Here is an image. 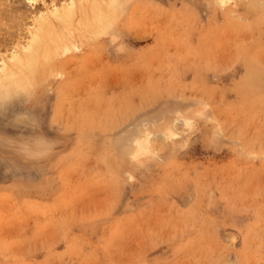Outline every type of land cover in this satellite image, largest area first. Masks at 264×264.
Wrapping results in <instances>:
<instances>
[{
  "label": "rangeland",
  "instance_id": "rangeland-1",
  "mask_svg": "<svg viewBox=\"0 0 264 264\" xmlns=\"http://www.w3.org/2000/svg\"><path fill=\"white\" fill-rule=\"evenodd\" d=\"M34 1L0 0V62L42 41L0 111V264H264V0H134L98 37L105 0Z\"/></svg>",
  "mask_w": 264,
  "mask_h": 264
},
{
  "label": "bare ground",
  "instance_id": "bare-ground-1",
  "mask_svg": "<svg viewBox=\"0 0 264 264\" xmlns=\"http://www.w3.org/2000/svg\"><path fill=\"white\" fill-rule=\"evenodd\" d=\"M34 1V0H33ZM104 1V0H103ZM134 0H105L104 3H106V5L108 6V9L106 11H100L96 17V19H94V21L92 22V26L95 28V33L94 35H96V37L101 36V35H106V34H110L111 30L113 28V26L117 23L119 16L122 14V12H124L125 8L127 7V5L132 2ZM35 2V1H34ZM218 2V1H217ZM216 2V3H217ZM99 3V2H98ZM126 3V4H125ZM219 3V2H218ZM239 3V2H238ZM262 3V2H261ZM260 3V4H261ZM69 4V3H68ZM66 4V6H63V8L61 10L58 9H53L50 13L53 12V16H56V18H60L61 20H68L69 22V17H71V14H73V11L75 9V5L74 4H70L68 5ZM100 4V3H99ZM258 4V5H260ZM264 2L262 3V7H263ZM61 5V4H60ZM130 5V4H129ZM223 5V4H222ZM257 5V6H258ZM53 6H55V8H57L56 5L53 4ZM235 6V5H234ZM61 7V6H60ZM210 7V6H209ZM50 8V7H49ZM54 8V7H51ZM59 8V7H58ZM102 8V6H101ZM104 9V8H103ZM41 15V14H40ZM39 15V16H40ZM37 18H39L37 16ZM36 18V20H37ZM72 18V17H71ZM237 18V17H236ZM43 19V23L45 22L44 20H46L45 16L42 18ZM49 19V18H48ZM50 20V19H49ZM60 20V21H61ZM73 20V18L71 19V21ZM39 21H41L40 19H38L37 23H39ZM58 21V20H57ZM59 21V23H60ZM36 23V22H35ZM36 23V24H37ZM51 23V22H50ZM62 23V22H61ZM74 23V22H72ZM52 24V23H51ZM63 24V23H62ZM40 25V23H39ZM72 25V24H70ZM68 24V26H70ZM34 27H36V25H33ZM45 26V25H44ZM33 27V28H34ZM32 28V29H33ZM42 28V25H41ZM43 29V28H42ZM36 30V29H35ZM33 31V30H32ZM43 31V30H42ZM31 32V31H30ZM34 32V31H33ZM31 34V39H30V43L27 42V45L24 46V48H22V50L17 53H14L16 55L12 56V58H9L10 61L13 63L12 65H17L20 67H24L21 71H14L12 69V66L10 67L8 64L4 63L3 61L0 62V111L1 108H4V106L7 104V102L9 101V103H11L10 101H12V98H17V97H21V96H25L27 95V88H28V81H29V76L27 74V72H33V57L35 54V50L36 52L38 51V46L39 44L42 42H40V37H41V29L38 28L36 30V32H34ZM44 33V32H43ZM113 33V32H112ZM29 34V33H28ZM30 35V34H29ZM93 35V36H94ZM29 40V39H28ZM43 40V39H41ZM59 40V39H58ZM42 44V43H41ZM40 44V45H41ZM24 45V44H23ZM40 47V46H39ZM20 48V49H21ZM19 51V50H18ZM39 54V53H38ZM37 54V55H38ZM12 55V54H11ZM40 55V54H39ZM7 58V59H8ZM28 61V62H27ZM9 62V61H8ZM38 64V63H37ZM15 66V67H17ZM14 67V68H15ZM35 67V66H34ZM37 68V67H36ZM17 69V68H16ZM21 69V68H18ZM34 75L36 74V72L33 73ZM33 76V75H32ZM34 77V76H33ZM32 81V80H31ZM30 89V88H29ZM19 99V98H18ZM9 105V104H7ZM7 107V106H6ZM187 124V121L185 122ZM191 124V123H190ZM167 133V132H166ZM133 134V133H132ZM172 134V133H171ZM170 134V135H171ZM175 134V133H174ZM181 135V134H180ZM148 136V135H146ZM161 137V136H160ZM173 137V136H172ZM149 139V138H148ZM172 139V138H171ZM155 140V139H154ZM170 140V139H169ZM141 141V140H140ZM153 141V140H152ZM144 142V141H143ZM158 142V141H157ZM146 143V142H144ZM155 143V141H154ZM148 144V143H147ZM157 144V143H156ZM171 144V143H170ZM161 145V144H160ZM159 145V146H160ZM122 146V145H121ZM145 146V145H144ZM148 146V145H147ZM146 146V147H147ZM163 146V144H162ZM165 146V145H164ZM127 148V147H126ZM132 147H130L131 149ZM137 148V147H136ZM135 148V149H136ZM148 148V147H147ZM146 148V150H147ZM151 148V146H150ZM156 148V147H155ZM134 149V148H133ZM132 149V150H133ZM177 149V148H176ZM180 149V148H179ZM142 149H140L139 151L141 152ZM219 150V149H218ZM120 151V150H119ZM152 153L153 151L150 150ZM144 152V150H143ZM132 153V152H131ZM154 153V152H153ZM152 153V154H153ZM156 153V152H155ZM154 153V154H155ZM146 154H149L146 152ZM151 154V155H152ZM144 155V156H145ZM156 155V154H155Z\"/></svg>",
  "mask_w": 264,
  "mask_h": 264
},
{
  "label": "crops",
  "instance_id": "crops-1",
  "mask_svg": "<svg viewBox=\"0 0 264 264\" xmlns=\"http://www.w3.org/2000/svg\"><path fill=\"white\" fill-rule=\"evenodd\" d=\"M245 70H246V74L249 72V70H251V73H252V75L254 74L253 73V71L255 70V68H254V66L253 67H248V65L247 66H245ZM255 76H256V74H254ZM254 78V77H253ZM254 80V79H253ZM182 122V121H181ZM165 126H168V127H170L171 128V126L172 125H170L169 123H168V121H167V123L163 126V127H165ZM182 126H184L183 124H182ZM163 127H162V129L160 130V132H162V130H163ZM172 129V128H171ZM174 129V128H173ZM173 131V130H172ZM183 131L184 130H182V131H179L181 134L183 133Z\"/></svg>",
  "mask_w": 264,
  "mask_h": 264
}]
</instances>
